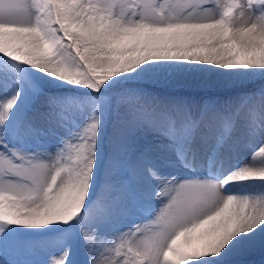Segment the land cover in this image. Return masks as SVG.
Listing matches in <instances>:
<instances>
[{
  "label": "snow or ice",
  "instance_id": "6c2138e0",
  "mask_svg": "<svg viewBox=\"0 0 264 264\" xmlns=\"http://www.w3.org/2000/svg\"><path fill=\"white\" fill-rule=\"evenodd\" d=\"M210 77L224 94L145 81ZM264 0H0V264H235L264 248ZM81 256L82 259H77Z\"/></svg>",
  "mask_w": 264,
  "mask_h": 264
},
{
  "label": "rangeland",
  "instance_id": "374dc122",
  "mask_svg": "<svg viewBox=\"0 0 264 264\" xmlns=\"http://www.w3.org/2000/svg\"><path fill=\"white\" fill-rule=\"evenodd\" d=\"M209 80L210 77L207 76L201 78L198 76L190 75H174L163 78L159 81H145L143 83L147 90L157 95L199 97L209 94H224V90L212 86L208 83ZM261 86H264V81L257 80L249 85V87L253 90L258 89ZM34 239L39 238L21 237V246L10 248L6 254L0 252V259H6L9 262H23L30 259H43V253L35 255L29 252L24 246L27 241H31ZM77 259H82V257L77 256ZM233 260H235L234 262H237L238 264H264V248L257 247L245 254L235 256Z\"/></svg>",
  "mask_w": 264,
  "mask_h": 264
},
{
  "label": "bare ground",
  "instance_id": "6f19581e",
  "mask_svg": "<svg viewBox=\"0 0 264 264\" xmlns=\"http://www.w3.org/2000/svg\"><path fill=\"white\" fill-rule=\"evenodd\" d=\"M187 76V75H186ZM183 77H185V76H183ZM189 78V77H188ZM174 79H176V78H174ZM235 261V260H234ZM235 264H238L237 262H235Z\"/></svg>",
  "mask_w": 264,
  "mask_h": 264
}]
</instances>
